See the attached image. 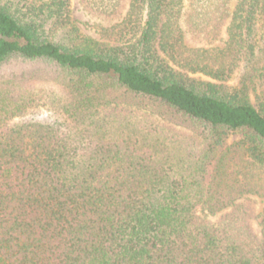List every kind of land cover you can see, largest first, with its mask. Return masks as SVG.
<instances>
[{
  "label": "trees",
  "instance_id": "obj_1",
  "mask_svg": "<svg viewBox=\"0 0 264 264\" xmlns=\"http://www.w3.org/2000/svg\"><path fill=\"white\" fill-rule=\"evenodd\" d=\"M230 1L81 0L96 39L72 0H0V264H264V0Z\"/></svg>",
  "mask_w": 264,
  "mask_h": 264
},
{
  "label": "rangeland",
  "instance_id": "obj_2",
  "mask_svg": "<svg viewBox=\"0 0 264 264\" xmlns=\"http://www.w3.org/2000/svg\"><path fill=\"white\" fill-rule=\"evenodd\" d=\"M130 0H126L127 4H129ZM236 4V0H231L229 7L230 11L233 10L234 6ZM71 9H72V15L73 18L77 22V26L81 29V31L91 37L99 38L98 34L95 30V25H103L104 27L108 26L109 24L105 21L97 20L96 18L90 16L87 14V12L84 10L83 5L81 3V0H72L71 2ZM186 9V4L184 5L183 12ZM179 26L182 29L183 32V43L184 45L189 49H196V48H203V49H211V48H219L222 49L225 46V42L227 41V34L225 31V26L222 27L220 37L214 41L209 40H203L198 37H195L190 32L187 31V27L185 25V18L184 15L181 16L179 20ZM3 75H7L9 73H18L19 75L21 72H25L26 79L23 82V86H25L26 89L32 90V91H50L52 89L53 91H60L59 81H55L54 77L55 74L51 72L50 69H48L45 65L41 63H10L9 65L5 66L4 69L1 71ZM199 80L204 81H211L210 78L205 76H199L197 77ZM233 83V82H232ZM42 114L47 115L49 113L48 110L42 109ZM135 116L137 117V121L141 119H145L144 112L141 111L139 113H136ZM136 120V119H135ZM138 123V122H136ZM172 128H176L173 125H170ZM178 131L183 135L187 133L186 130L177 128ZM184 136V135H183ZM239 136H234L232 140L238 139ZM252 198L255 200V214L260 215L264 208V200L252 196ZM260 218H258L254 224L253 228L256 233H260Z\"/></svg>",
  "mask_w": 264,
  "mask_h": 264
}]
</instances>
